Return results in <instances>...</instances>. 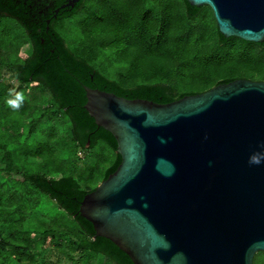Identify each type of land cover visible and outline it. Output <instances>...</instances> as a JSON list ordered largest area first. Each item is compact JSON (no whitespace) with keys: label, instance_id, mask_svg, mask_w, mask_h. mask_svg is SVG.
<instances>
[{"label":"water","instance_id":"95a60500","mask_svg":"<svg viewBox=\"0 0 264 264\" xmlns=\"http://www.w3.org/2000/svg\"><path fill=\"white\" fill-rule=\"evenodd\" d=\"M64 1L73 11L83 0ZM186 1L209 7L223 37L264 44V0ZM83 88L85 110L121 157L80 206L96 237L133 264H254L264 253V162L249 157L264 153V81L169 104Z\"/></svg>","mask_w":264,"mask_h":264},{"label":"trees","instance_id":"16d2710c","mask_svg":"<svg viewBox=\"0 0 264 264\" xmlns=\"http://www.w3.org/2000/svg\"><path fill=\"white\" fill-rule=\"evenodd\" d=\"M83 1L70 11L62 8L67 4L64 0H0V14L16 19L26 29L33 47L32 56L13 70L16 82L21 86L30 82L44 84L53 95L57 114L71 123L72 141L82 149L104 142L114 152L117 150L112 134L98 127L85 110L84 86L129 100L169 104L238 79L264 81V44L223 37L212 10L192 7L186 0H182L181 6L171 0H164L160 5L156 0H132L131 6L112 11L102 19L116 25L118 33L122 32L127 39L132 37L153 61L146 75L140 74L132 64L120 79L111 80L71 52L54 28L56 21L81 11ZM149 5H156L158 12L149 9ZM205 9L209 17L200 20ZM1 85L0 109L5 105L3 100L12 93V87ZM27 119L30 117L26 116ZM44 119L47 120V113L40 117L41 121ZM38 125L35 119L30 123L27 140L37 132ZM13 161L11 152H0L1 264H23V258L35 264L32 250L36 234L41 236L40 246L57 247L71 261L79 253V261L102 256L114 264H133L111 241L96 237L93 225L81 216L82 201L96 188L82 189L73 176L55 179L41 173L20 170L14 173ZM120 164L121 157L116 153L103 181ZM13 174L21 175L23 181L17 183L6 178ZM34 190L42 193H33ZM35 194L55 202L73 225L54 227V221L46 229L34 228L32 219L38 208Z\"/></svg>","mask_w":264,"mask_h":264},{"label":"rangeland","instance_id":"374dc122","mask_svg":"<svg viewBox=\"0 0 264 264\" xmlns=\"http://www.w3.org/2000/svg\"><path fill=\"white\" fill-rule=\"evenodd\" d=\"M163 1L156 0L157 5ZM171 1H177L176 4L180 6L183 4L182 0ZM131 2L132 0H84L81 11L56 21L54 28L71 52L95 66L111 80L120 79L132 64L140 74L146 75L153 61L141 51L132 37L127 39L122 32L118 33L116 25L102 22L110 12L131 6ZM148 8L158 12L156 5H149ZM208 17L209 11L205 9L199 19ZM32 54L33 47L26 29L16 19L0 16V88L3 83L12 87L11 96L20 93L23 97L18 109L7 104L10 95L3 100L5 105L0 109V152L8 151L13 154L14 173L17 170L41 173L55 179L73 176L82 189L93 190L103 182L104 173L114 161L116 152L104 142H99L91 149L80 148L72 141L69 119L57 114L53 95L44 84L30 82L21 86L16 82L12 66L23 65ZM44 113H47V120L45 118L41 121L40 117ZM26 116L30 120H26ZM34 119L39 122L38 129L27 140L28 128ZM6 178L17 183L23 181L22 176L16 174ZM33 193L42 192L34 190ZM34 201L38 204L32 219L34 228L46 229L53 226L54 221V227L73 225L65 212L48 197L35 194ZM40 238L39 234L34 236L36 244H33L32 255L35 257V264H114L102 256L79 261V253L74 256L76 260L71 261L57 247L40 246ZM22 263L33 264L26 258L22 259ZM254 264H264V253L256 255Z\"/></svg>","mask_w":264,"mask_h":264},{"label":"clouds","instance_id":"9594fccd","mask_svg":"<svg viewBox=\"0 0 264 264\" xmlns=\"http://www.w3.org/2000/svg\"><path fill=\"white\" fill-rule=\"evenodd\" d=\"M10 96H11V92H10ZM22 100H23L22 95L20 93H16L14 96H11V98L7 100V104L13 109H18L21 106ZM262 162H264V153L254 154L249 157L250 165H259Z\"/></svg>","mask_w":264,"mask_h":264}]
</instances>
